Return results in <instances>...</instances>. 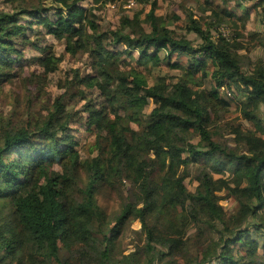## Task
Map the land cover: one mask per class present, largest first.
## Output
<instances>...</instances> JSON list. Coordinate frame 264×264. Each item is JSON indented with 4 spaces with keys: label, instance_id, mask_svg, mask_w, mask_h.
<instances>
[{
    "label": "trees",
    "instance_id": "16d2710c",
    "mask_svg": "<svg viewBox=\"0 0 264 264\" xmlns=\"http://www.w3.org/2000/svg\"><path fill=\"white\" fill-rule=\"evenodd\" d=\"M83 1L0 6V95L41 36L87 54L91 70H74L42 119L0 121V264H264V60H252L257 46L242 40L264 48V34L247 33L250 10L264 19V0H204L214 18L207 28L182 4L184 34L166 25L157 0H140L145 17L125 14L109 32L96 6L116 0ZM49 48L35 46L44 75L28 77L41 87L62 61ZM163 61L180 77L149 86L143 70ZM75 97L80 110L68 107ZM235 97L244 120L224 123L231 145L220 131ZM80 121L95 136L87 158L72 134ZM194 165L200 187L191 192L184 178ZM225 190L238 204L230 216L219 203ZM135 221L143 246L123 254L120 237Z\"/></svg>",
    "mask_w": 264,
    "mask_h": 264
},
{
    "label": "rangeland",
    "instance_id": "374dc122",
    "mask_svg": "<svg viewBox=\"0 0 264 264\" xmlns=\"http://www.w3.org/2000/svg\"><path fill=\"white\" fill-rule=\"evenodd\" d=\"M36 2V0H34ZM158 1V14L166 17V25L169 28H173L179 34H184L188 32L190 27V21L187 16V11L183 9L182 4H184L187 8L193 10V14L196 19H198L203 28H207L212 26L211 24L214 22V18L210 11H206L200 4L204 2V0H188L187 3H184L183 0H157ZM215 4H221L219 0H212ZM49 4V3H47ZM252 4L249 3L248 6ZM83 5L86 7H92L91 0H84ZM0 6L2 8L9 9V6L4 3V0H0ZM128 0H116L115 2H107L105 4H98L97 9V17L102 29L109 32L118 28L119 18L127 14L130 18H133L136 14H141V19L145 17V13L149 11V4H144L140 0H135V6L132 8H128ZM56 9V8H55ZM54 9V11H55ZM251 12V20L247 24V33H258L264 34V19L260 14H257L256 11L250 10ZM52 16H53V12ZM179 16L180 20H177L175 17ZM175 18V19H174ZM215 31V29H213ZM228 30L231 34V29ZM117 31V30H116ZM217 35V32H215ZM188 36L193 38L194 33H188ZM44 36L39 37L34 44V48L26 49L25 51V59L22 61V68L16 69L12 74L17 75L16 79L13 80V83H8L4 87V94L0 95V121L3 125L8 123H12L13 126L22 127L28 122H32L37 118H43L48 113L51 105L55 102V100L65 93L64 84L68 81H71L74 73V70H78L81 75H85L88 72H91L89 69V59L88 55L82 52H77L76 55L70 54L66 50L65 41H60L55 39L52 36H47L46 41ZM195 39V38H194ZM245 42V46L248 48H254L250 53L252 60L261 61L264 60V48L261 45H258L257 40H251L250 38H243ZM35 46L40 48H48L51 47L52 51L56 53L57 56L62 57L61 64L59 65L58 71L53 74L47 76L44 80L43 86L37 85V83H31L28 81V77L32 71H36L37 74L44 75V70L39 69L34 62V57L36 56H44V52L41 50L35 49ZM50 49V48H49ZM50 49V51H51ZM246 50L240 51L239 54H246ZM136 54V53H135ZM137 56V55H136ZM184 60V59H183ZM168 65L166 61L159 67H151L149 71L143 70L144 74L153 76L149 77V86L156 82L159 76H165L168 81L173 79V82H177L178 78L181 75L177 69H172ZM152 73V74H151ZM231 86V85H230ZM234 89V86H231ZM83 89V86L80 87ZM72 91L76 92L77 89L74 88ZM229 95L232 97L233 95L229 92ZM92 98L97 105H101L103 103V99L99 98V92L93 90L91 95ZM238 97H235L231 100L230 112L227 113L226 119L221 122L223 138L221 140H226L229 144L235 145L234 141L231 138L234 135L229 134L224 131V123L225 122H238L242 121L243 116L240 112H238L237 106L239 103ZM16 104V106H15ZM84 102H80L78 97L72 98V101L68 103V107L74 110H80L83 106ZM149 110V109H148ZM260 116L263 117V113H260ZM73 135L80 140L81 146L80 155L82 158H87L89 156V148L91 144H93L95 140V136L92 135L85 126L84 121H80L74 125H72ZM59 169V168H57ZM198 167L194 165L191 167V175L185 176V184L191 192H195L198 187H200L199 183L194 179V175H192ZM171 176V174H169ZM229 174H225V178H227ZM222 176H216V178H220ZM220 197H223L222 200L219 201L220 205L223 207L227 215H231L234 210L237 209L238 204L234 198H232L229 193L225 190L219 193ZM102 206H106L109 208L110 213L114 212V207L108 203L105 197L101 200ZM264 216V211H262ZM141 225L139 222H131L127 225V229L122 237L119 240V248L123 252V254H129L131 251L136 248H141L143 246V239H141Z\"/></svg>",
    "mask_w": 264,
    "mask_h": 264
},
{
    "label": "built area",
    "instance_id": "2783aa9c",
    "mask_svg": "<svg viewBox=\"0 0 264 264\" xmlns=\"http://www.w3.org/2000/svg\"><path fill=\"white\" fill-rule=\"evenodd\" d=\"M135 6V0H128V8H132ZM222 33L225 35V36H228L229 34V31L227 30H222Z\"/></svg>",
    "mask_w": 264,
    "mask_h": 264
}]
</instances>
